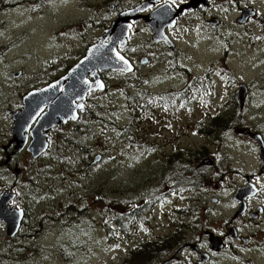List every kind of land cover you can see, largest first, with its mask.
Instances as JSON below:
<instances>
[{
  "label": "rangeland",
  "instance_id": "rangeland-1",
  "mask_svg": "<svg viewBox=\"0 0 264 264\" xmlns=\"http://www.w3.org/2000/svg\"><path fill=\"white\" fill-rule=\"evenodd\" d=\"M133 1L5 0L0 7V98L10 102L14 92L39 87L64 75L116 20L118 8L130 6ZM231 25L230 21L220 32L231 29ZM178 31L176 37H181L182 28ZM140 39L139 35L135 36L133 44ZM256 46L246 49L244 44L234 43L226 61L227 69L223 68L219 49L216 66L209 74L205 67L209 56L199 55L197 49L191 50L194 67L189 70L190 99L187 97L178 108L166 104L163 107L161 102L151 100L149 110L144 111L148 113H136L141 120L135 123L128 116V98L139 93L152 97L174 92L183 87L187 76L178 70L166 72L163 61L138 68L132 75L103 74L106 90L88 99L89 116L79 124L81 133L87 137L85 144L89 142L92 150L89 165L82 171L84 166L76 162L66 165L52 155L36 164V169L41 171L40 191L33 198L17 199L18 207L26 210L23 227L9 239L0 225V264H119L138 243L163 236L175 228L173 224L189 219L200 224L185 225L187 237L194 235L198 243L208 241L206 233L225 237L230 228L225 225L231 213L228 195L242 181L238 171L251 146L240 132L232 130L214 141L200 130L205 129L212 117L222 114L226 105H231L240 83L250 91L244 101V113L240 107L233 110L234 126L254 125L264 133V49ZM138 54L132 53L131 58L135 61ZM200 84L204 95L196 94ZM74 129L78 135L79 127ZM177 147L181 148L180 155L188 150L200 152L199 157L191 159L201 177L195 181L198 188L152 203L146 213L148 221L131 225V229L139 227L135 233L122 234L116 242L108 241L100 226L105 220L106 205L112 201L122 205L128 196L136 197L153 189L158 183L152 180L151 170L161 164L163 154L177 151ZM209 152L215 161L213 167L202 164L201 157ZM95 157L99 161L92 163ZM156 163L159 164L154 167ZM72 200L73 208L81 209L78 216L83 225L78 227L82 230L77 235L73 229L66 231L63 221L57 219L65 210L63 206ZM126 208L131 209L132 205L117 209L120 212ZM179 209L188 217L178 214ZM73 220L71 216L68 225H74L72 222L79 225ZM37 225H47L39 240L41 247L25 253L23 249L31 247V237L39 235L30 231L33 227L38 230ZM68 244L73 247L69 249L71 258L64 259L60 252ZM14 247L23 249L10 256L9 251ZM230 251L219 253L209 264H242L241 251L237 252L238 256ZM196 260L190 252L181 250L156 264H205Z\"/></svg>",
  "mask_w": 264,
  "mask_h": 264
},
{
  "label": "flooded vegetation",
  "instance_id": "flooded-vegetation-1",
  "mask_svg": "<svg viewBox=\"0 0 264 264\" xmlns=\"http://www.w3.org/2000/svg\"><path fill=\"white\" fill-rule=\"evenodd\" d=\"M162 7L174 12L175 15L178 13L173 26H171V22L163 24L164 26L161 28H158L162 25L161 21H156V25L154 24L153 15ZM132 11V19L129 21V36L125 46L119 49V53L130 62L133 69L132 73L137 72L138 68H148L157 61H163L166 72L178 70L187 76L183 87L173 90L174 92L161 95L158 93V96H152L156 97L159 103L163 101V107L166 104L172 108H178L179 104H184L188 97L187 93L191 91L189 70L194 67L190 55L191 50L197 49L199 55L209 56L210 61L205 63V67L207 66L209 69V74L210 70L216 66L219 49H221V56L224 59L223 68L225 69H227L226 61L232 54L233 49L231 47L234 43L244 44L246 49L256 45V47L262 46L264 49V0H134L130 6L118 8L116 19L123 12ZM230 21L232 22L231 29L224 33L220 32L222 27L230 24ZM155 28L158 30L157 35L153 32ZM179 28H182L181 34L183 35L176 37ZM137 35L141 39L133 44L132 39ZM186 38L188 40L183 46V40ZM137 52L139 54L134 61L131 54ZM236 54L239 57L240 52ZM118 74L123 73L118 72ZM61 76L63 75L39 87H28L23 88L18 93L14 92L15 97L10 102L0 98V200L5 202L7 207L19 208L17 205L19 197L33 198L40 191L39 177L41 171L36 169V164L42 158L52 155L57 157L58 161L68 165L73 163L76 156L83 155V152L85 153L89 148V142L85 144L87 137L81 133L79 124H83V119L89 116L88 99L90 100V97L97 93L87 95L86 112L79 114L76 122L68 121L51 129H37L38 119L47 112L45 107L30 126L27 128L24 126L19 132L14 129L13 116L23 110L24 97L32 91L41 90ZM249 91L250 89L247 87V94ZM127 111L129 116L131 110L127 109ZM241 111L243 112V108H240ZM232 113L233 110L230 111L231 121H233ZM75 126L79 127L78 135L77 132H74ZM242 128L235 126L232 130L236 133L240 132L239 134H242V137L250 143L251 148H249L248 157L244 159L245 163L239 171L237 169L242 181L228 195L231 202L228 211L231 213L227 217L228 221L225 225H230L229 233L225 237L206 233L208 241L201 244L198 243V240L193 239L194 235H191L187 237L181 248V250L190 252L201 263L209 264L219 253L224 252V250L226 252L232 250V252H236V256H238L237 252L241 251L242 264H264V133H261L254 125ZM232 130L230 131L232 132ZM243 131L247 132L244 133ZM257 137L260 138L261 143L256 139ZM34 144H38L39 147L44 146V152L39 153L33 149ZM82 144L86 146L82 147ZM180 150L181 148L177 147V151L173 150L170 154H163L164 157L159 162L161 164L156 167L159 164L156 163L154 165L156 168L153 167L154 169L151 170L152 180L158 184L148 191H153V193L159 191V200L152 203L166 200L173 194H187L188 190L185 188L181 190L175 188L177 185H185L184 162L171 161L170 159L171 156L181 154ZM194 152L196 157H199L197 154L200 152ZM74 153L76 156H73ZM211 155L210 152L203 155L201 157L203 159L202 164L213 167L215 161ZM172 166L173 169L171 170ZM171 182H174L172 187L170 186ZM192 191L194 189H191L190 193ZM237 193L239 196L236 198ZM215 201L216 199L212 200V203ZM21 209L25 213V219L27 217L26 210ZM209 209L210 207H208ZM178 211L182 210L179 209ZM0 225H5L3 220H0ZM173 225L200 224L189 219L185 223L177 222ZM212 236L218 238L221 249L211 248L209 238ZM200 253L207 254L208 260L202 262L199 257Z\"/></svg>",
  "mask_w": 264,
  "mask_h": 264
},
{
  "label": "water",
  "instance_id": "water-1",
  "mask_svg": "<svg viewBox=\"0 0 264 264\" xmlns=\"http://www.w3.org/2000/svg\"><path fill=\"white\" fill-rule=\"evenodd\" d=\"M132 14L133 11L120 14L111 26L104 31L98 41L87 48L83 58L69 69L64 76L41 90L28 93L23 99V110L13 116L14 129L19 132L24 126L25 128L30 126L45 107L47 112L38 119L37 129H51L68 121L76 122L79 114L86 112L85 101L87 95L105 91L106 87L100 74L105 72L131 73L132 66L119 53V49L125 46L129 36V21L132 19ZM177 14L175 15L174 12L162 7L154 13L152 19H155L154 24L157 23L156 21L162 22V25L158 28L170 22L173 26ZM153 32L155 35L158 34L156 28ZM246 94L245 85H240L236 95L241 107ZM25 120L26 122H24ZM243 132L246 133L247 131ZM256 139L261 143L259 137ZM33 147L39 153L45 150L44 146L39 147L38 144H34ZM237 196H239L238 193L236 198ZM0 220L5 223L7 238H14L20 229L23 211L10 209L5 202L0 200ZM210 243L212 249L217 248L219 250L222 248L216 237L210 238ZM207 259L206 254L200 255L202 262Z\"/></svg>",
  "mask_w": 264,
  "mask_h": 264
},
{
  "label": "trees",
  "instance_id": "trees-1",
  "mask_svg": "<svg viewBox=\"0 0 264 264\" xmlns=\"http://www.w3.org/2000/svg\"><path fill=\"white\" fill-rule=\"evenodd\" d=\"M5 4V0H0V7H3ZM70 68V67H69ZM68 68V69H69ZM67 69V70H68ZM204 94V88L200 84L196 88V94ZM151 100H155L157 103L159 100L155 97H147L145 93H139L134 97H130L127 99L128 102V109L131 110L129 115L131 123H135L137 120L140 121V117H136V113L139 114H147L148 112H144L145 110H149L151 106ZM163 103V101H161ZM231 105H226L224 108V112L222 114L215 115L211 118L210 123L206 125L205 129L200 130L202 135L211 136L214 141L221 140L227 133H230L234 126V120L231 121L230 111L236 110L239 106V103L235 97L230 102ZM81 151V150H80ZM92 154V150L88 148L83 155L76 156L73 162H76L77 165L84 166L82 171L86 170L87 166L89 165L90 155ZM189 158V159H187ZM196 159V153L194 151L188 150L184 155L171 156V161L179 160L180 162H184V181L185 185H177L176 189H183L190 191L191 189L196 190L197 183L195 181H200L201 177L192 163L191 159ZM173 169V166L170 168ZM189 171V173H188ZM191 172V174H190ZM189 175V176H188ZM174 185V182H171V187ZM159 191L153 193V191H146L140 192L136 197L134 195L128 196V200L119 205L120 202H111L106 205V216L105 220L101 226L104 235L106 236L107 240L110 242L119 241L122 234L128 235V233H135L139 227L135 229H131V225H139L142 222H147L146 213L152 204V202L159 200ZM75 202L72 200L71 202L67 203L65 210L61 212L57 219H60L62 224H65L64 229L69 231L73 229L76 231L74 234L77 235L81 230L78 229L80 225H83L81 217L78 216L81 209L78 206L73 208V204ZM132 205L131 209H124L120 212L118 211V206H128ZM134 205V206H133ZM178 214L188 217L185 211H177ZM73 216L74 220L78 222L79 225H75V222H72L74 225H68L67 220ZM47 225H37L38 230L36 227H33L30 231L32 234H39L32 239L31 247L30 245L23 248L14 247L12 250L9 251V255L11 256L13 253H20V250L23 249V252L28 253L31 252L34 248L41 247L39 243L40 238L45 233L47 229ZM141 226V225H140ZM175 228L169 233L159 236L154 239H148L146 241H142L138 243L133 249L128 251V255L119 263V264H156L160 263L164 258L170 255H174L180 252L184 241L187 239V228L185 225H174ZM181 229V232H180ZM176 230V232H175ZM188 242V241H187ZM34 243V244H33ZM71 243L73 241L71 240ZM73 248L71 245H67L64 247L63 251L60 252L61 257L64 259L71 258V254L69 253V249ZM169 258V257H168Z\"/></svg>",
  "mask_w": 264,
  "mask_h": 264
},
{
  "label": "bare ground",
  "instance_id": "bare-ground-1",
  "mask_svg": "<svg viewBox=\"0 0 264 264\" xmlns=\"http://www.w3.org/2000/svg\"><path fill=\"white\" fill-rule=\"evenodd\" d=\"M85 149V148H84ZM82 151V150H81Z\"/></svg>",
  "mask_w": 264,
  "mask_h": 264
}]
</instances>
